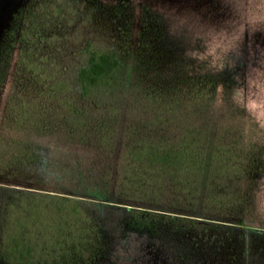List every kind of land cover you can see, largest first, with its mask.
<instances>
[{
	"label": "rangeland",
	"instance_id": "374dc122",
	"mask_svg": "<svg viewBox=\"0 0 264 264\" xmlns=\"http://www.w3.org/2000/svg\"><path fill=\"white\" fill-rule=\"evenodd\" d=\"M261 19L264 10H258L254 0H0V40L10 27H18L0 87V124L10 94L20 89L30 93V101L51 109L61 102L63 91L66 99L86 111L88 125L97 124L103 115L112 117L115 110L116 146L109 160L115 169L118 145L124 142L127 128L156 119L160 103L150 94L158 93L160 102L163 97H179L175 124L168 131L175 138L192 123L205 132L208 151L215 142H242L248 135L264 147V123L232 98L234 88H244L248 95L246 75L264 60V24L256 23ZM241 28L237 48L226 54L223 70L209 68L188 55L202 51L204 39L213 32L233 33ZM108 49L126 60L125 87L116 94L102 92L82 100L75 83L79 67L89 51ZM209 74L219 78L216 95L194 111L192 100L184 95L193 89L194 80ZM49 110L50 118L57 116ZM82 152H77L84 159L81 167L75 169L73 164L68 174L52 170L44 183L33 187L67 194L89 210L105 237L98 264H264V211L258 207L264 194V166L254 188L241 184L237 190L236 183H222L225 196L235 187L236 196L245 199L231 216L206 210L204 178L195 211L158 208L193 215L207 225H230V229L224 225L223 229H165L149 235L127 228L128 208L153 209L155 204L146 206L114 196L110 192L113 176L109 192L101 194L95 177L78 175V170L88 167L90 157ZM24 185L2 186L31 191ZM250 205L254 208H247ZM237 217L242 219L238 224L230 222Z\"/></svg>",
	"mask_w": 264,
	"mask_h": 264
},
{
	"label": "trees",
	"instance_id": "16d2710c",
	"mask_svg": "<svg viewBox=\"0 0 264 264\" xmlns=\"http://www.w3.org/2000/svg\"><path fill=\"white\" fill-rule=\"evenodd\" d=\"M17 28L10 27L0 40V87L16 44ZM125 81L126 60L109 49L89 51L75 79L82 100L102 92L119 93ZM218 82L212 74L194 80L193 89L184 95L192 100L194 111L214 99ZM62 93L61 102L53 109L30 101V93L23 89L10 94L7 101L0 124V264L99 263L105 237L89 210L67 194L33 187L44 183L52 170L68 174L73 164L75 169L81 167L84 159L78 157L79 151L90 157L88 167L78 170V175L95 177L101 194L109 192L113 176L110 192L114 196L146 206L155 204L153 209L128 208V229L149 235L165 229H223V225L230 229V225H207L193 215L158 208L166 205L195 211L202 192L200 180L204 178L206 210L224 216L236 214L245 199L236 196L235 187L225 196L222 183H236L237 190L241 184L255 187L264 166V147L252 135L242 142H215L208 151L205 132L189 123L175 138L168 131L175 124L179 97H163L160 102L161 95L151 93L160 103L159 113L152 121L127 128L113 169L109 160L116 146L115 110L111 112L114 116L103 115L97 124L88 125L86 111ZM49 109L57 116L50 118ZM3 183H24L31 191L5 187ZM237 218L230 222L238 224L242 219Z\"/></svg>",
	"mask_w": 264,
	"mask_h": 264
},
{
	"label": "clouds",
	"instance_id": "9594fccd",
	"mask_svg": "<svg viewBox=\"0 0 264 264\" xmlns=\"http://www.w3.org/2000/svg\"><path fill=\"white\" fill-rule=\"evenodd\" d=\"M254 2L258 10H264V0H254ZM256 23L264 24V19ZM242 31L241 28L233 33L224 30L213 32L204 39L202 51H192L188 55L199 62H206L209 68H214L217 71L223 70L225 56L237 48ZM259 63L260 67H251L246 75L248 95L246 96L244 88H234L232 98L235 103L242 105L257 122L264 123L260 122V117L264 115V60ZM221 90L218 88V92ZM258 207L264 211V194L258 200Z\"/></svg>",
	"mask_w": 264,
	"mask_h": 264
}]
</instances>
